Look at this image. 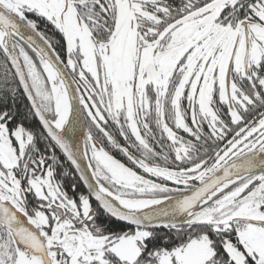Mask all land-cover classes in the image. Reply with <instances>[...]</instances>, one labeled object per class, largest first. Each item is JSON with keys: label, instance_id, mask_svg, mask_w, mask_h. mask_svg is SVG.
Here are the masks:
<instances>
[{"label": "snow or ice", "instance_id": "snow-or-ice-1", "mask_svg": "<svg viewBox=\"0 0 264 264\" xmlns=\"http://www.w3.org/2000/svg\"><path fill=\"white\" fill-rule=\"evenodd\" d=\"M0 264H264V0H0Z\"/></svg>", "mask_w": 264, "mask_h": 264}]
</instances>
